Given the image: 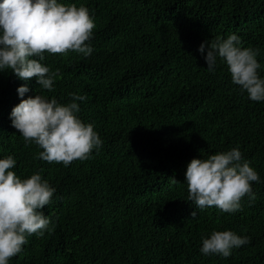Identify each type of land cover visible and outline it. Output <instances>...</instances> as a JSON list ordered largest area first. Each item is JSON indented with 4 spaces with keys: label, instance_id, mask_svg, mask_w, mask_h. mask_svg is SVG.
<instances>
[{
    "label": "trees",
    "instance_id": "16d2710c",
    "mask_svg": "<svg viewBox=\"0 0 264 264\" xmlns=\"http://www.w3.org/2000/svg\"><path fill=\"white\" fill-rule=\"evenodd\" d=\"M57 2L89 10L93 52L45 53L41 63L59 73L51 92L0 71V159L11 155L19 178L38 173L56 190L43 209L54 229L28 236L9 264H264V101L250 100L223 60L208 71L207 45L198 51L235 34L259 49L264 79V0ZM25 84L23 99L85 96L78 116L102 146L67 167L39 159L10 118ZM233 148L260 177L255 201L245 196L235 213L195 208L188 164ZM225 230L250 243L228 258L202 254V238Z\"/></svg>",
    "mask_w": 264,
    "mask_h": 264
},
{
    "label": "clouds",
    "instance_id": "9594fccd",
    "mask_svg": "<svg viewBox=\"0 0 264 264\" xmlns=\"http://www.w3.org/2000/svg\"><path fill=\"white\" fill-rule=\"evenodd\" d=\"M96 25L89 10L57 0H0V71L10 69L23 81L36 78L44 90L54 91L58 70L50 71L42 61L45 53L66 54L75 51L85 57L93 52L89 41ZM208 71H214L217 59L223 60L232 82L241 87L254 102L264 101V79L258 69L259 49L242 47L240 38L229 35L212 43L205 41L198 49L204 54ZM38 58V59H37ZM20 103L10 114L12 126L22 135L26 145L34 142L42 151L38 158L48 163L69 166L73 161H85L92 150L102 146V140L91 123L78 116L76 101L85 96L70 94L72 102L60 104L42 95L23 99L29 91L21 85ZM239 148L210 155L207 159L193 158L187 166L185 179L188 200L195 208H217L222 213L242 210L241 201L247 196L255 201L253 183H259L258 173L243 161ZM17 161L10 155L0 159V264L19 254L30 235L43 236L55 227L43 212L51 203L55 188L40 174L21 179L11 169ZM192 217L197 212L191 213ZM51 224V227H50ZM250 243L247 236L230 230L213 231L202 238L201 253L219 254L228 258L232 250Z\"/></svg>",
    "mask_w": 264,
    "mask_h": 264
}]
</instances>
